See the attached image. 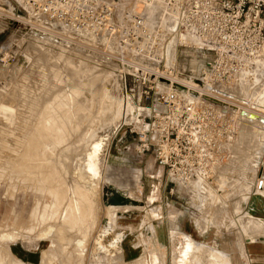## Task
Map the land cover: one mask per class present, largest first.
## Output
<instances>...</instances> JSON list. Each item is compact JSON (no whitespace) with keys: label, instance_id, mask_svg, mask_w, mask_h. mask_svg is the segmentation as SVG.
I'll return each instance as SVG.
<instances>
[{"label":"rangeland","instance_id":"1","mask_svg":"<svg viewBox=\"0 0 264 264\" xmlns=\"http://www.w3.org/2000/svg\"><path fill=\"white\" fill-rule=\"evenodd\" d=\"M15 7L14 0H0V264H204L207 263L204 258L211 251L207 247H215V239L224 236L227 241L233 239L243 257L246 256L242 264H264V220L243 210L247 197L255 192L256 180L264 179V120L256 115L264 114V63L244 73L232 85L222 87L220 97L226 105L222 109L231 113L230 122L236 123L238 135L225 145L223 151L227 159L213 180L184 190L171 183L163 170L155 166L152 153L137 155L133 135L123 130L118 132L121 107L115 121L105 115L107 80H115L118 101H121L117 60L103 49L106 46L54 43L41 36L34 40L23 39L26 33L21 31L25 28L19 26L14 17ZM170 42L166 47L167 60H173L186 77H194L213 58L210 52L184 50L174 41ZM65 60L72 63L71 67L84 66L82 68L95 74L100 73L101 84H96L98 96L92 95L87 87L79 86L82 75L77 77L72 73L70 76L57 65L60 61L66 64ZM76 85L79 93L72 100L73 106L82 98L86 112L83 109L77 112L64 103L66 94ZM61 98L64 99L60 101ZM69 111L72 116L64 115ZM241 113L243 118L239 121L236 117ZM53 115L61 121H55ZM35 128L41 131V139L38 137L39 142L33 145L26 137L32 135ZM50 128H54L53 131ZM25 140L33 146H27ZM20 142L24 150L31 153L36 150L22 165L17 158L20 149L15 147ZM96 144L93 153L91 148ZM88 150H91L90 157ZM7 163H11L10 166ZM78 164H92L85 171L90 178L96 177L91 180L95 186L90 188L79 176ZM17 166L20 171L27 167L33 172L24 170L25 177H29L25 178V174L16 172ZM57 178L61 184L57 185ZM108 185L127 193L135 206L111 211L109 228L98 238L103 227L100 219L105 216L101 188ZM47 188L50 191H46ZM58 191L60 193L56 194ZM56 198L62 204L58 202L60 207H56ZM66 202L70 210L65 208ZM68 214L73 215L71 218L76 216L73 222L65 219ZM78 214L85 222L81 223ZM91 216H96L94 221ZM89 226L91 231L85 236ZM112 238L115 243L110 241ZM215 257L216 261L212 259L208 264H219L220 257L213 253L212 258ZM222 264L227 263L222 261Z\"/></svg>","mask_w":264,"mask_h":264},{"label":"built area","instance_id":"2","mask_svg":"<svg viewBox=\"0 0 264 264\" xmlns=\"http://www.w3.org/2000/svg\"><path fill=\"white\" fill-rule=\"evenodd\" d=\"M14 2L23 39L106 46L117 60L118 132L135 137L137 155L152 153L155 166L184 190L213 180L227 159L225 145L238 132L231 113L211 94L218 95L264 57V0ZM170 41L213 58L194 77H186L167 60ZM241 115H236L239 121ZM263 185L258 178L255 191Z\"/></svg>","mask_w":264,"mask_h":264},{"label":"bare ground","instance_id":"3","mask_svg":"<svg viewBox=\"0 0 264 264\" xmlns=\"http://www.w3.org/2000/svg\"><path fill=\"white\" fill-rule=\"evenodd\" d=\"M5 3V2H4ZM3 3V4H4ZM11 15V14H10ZM43 41V40H42ZM62 49V48H61ZM64 50V49H63ZM62 51V50H61ZM66 61V60H65ZM68 61V60H67ZM67 61H66V64H64L63 65V63H60L59 62V64H58V62H57V65H59V66H61L63 69H65V72L66 73H70V76L72 75V73H74V75L75 76H80V75H82V77H84L83 78V80H82V82H81V84H79V86L80 85H82V86H85V87H87L88 89H89V91L92 93V95H94L95 96V94H96V96H98V93H99V87L98 88H96V84L97 83H99V84H101L100 82V80L102 79L101 78V75H99L100 73H98V74H95L93 71H91L90 69H86V68H82V67H84V66H79V65H77V66H75V64H74V66L75 67H71V65H72V63L70 64H68L67 63ZM70 62V61H69ZM80 62V61H79ZM56 63V62H55ZM54 63V64H55ZM65 63V62H64ZM264 63V57H262V58H260V60H258L256 63H255V65L252 67L253 69H256V68H258L261 64H263ZM70 65V66H69ZM82 65V64H81ZM73 66V65H72ZM79 69V70H75V72H72L71 70H68V69ZM252 70V69H251ZM78 73V74H77ZM104 74V73H103ZM246 74V73H245ZM242 75H244V74H242ZM242 75H240L239 77H241ZM238 77V78H239ZM101 78V79H100ZM60 81V80H59ZM58 80H57V82H59ZM190 82V84H192V81L191 80H189ZM62 82V81H61ZM107 83L109 84V85H107L108 87H107V93L105 94V98H106V101L104 102V108H105V115L106 116H108L111 120H113V121H115L116 120V117H117V112H118V110H119V108L121 107V110H122V102L119 100L118 101V99H119V96H118V94H119V92H118V89H116V83H115V80H107ZM59 84V83H58ZM111 84V85H110ZM189 85V84H188ZM79 86L78 85H76L75 86V88L74 89H72L71 91H68V94H66L67 96H66V100H67V102H64V103H67V105H71V107H73L74 109L76 108V111L77 110H84V108H83V105H82V102L84 103V100L82 99V98H80L79 99V101H77L78 103H77V105H74L73 106V102H72V100H75V99H73V98H77L76 97V95H78V91H79ZM118 86V85H117ZM228 86V85H227ZM227 86H224V87H227ZM24 88V87H23ZM222 90H219V91H217L216 92V94H218V95H214V94H211V96H213L212 98H214V99H216L218 102H220L221 103V106H222V108H225V104H222V97H220V95L222 96V92H221ZM39 92V91H38ZM33 93V92H32ZM59 93H62V91H60ZM92 95H91V97H92ZM60 98V97H59ZM58 99V98H57ZM62 99H64V98H61V100L60 101H62ZM57 101L58 103L60 102V101ZM55 101V102H56ZM57 104V103H56ZM60 104V103H59ZM58 104V106H61V105H63V104H61V105H59ZM34 105V104H33ZM65 105V104H64ZM85 105V104H84ZM48 106V105H47ZM53 106V105H52ZM54 106H56L55 104H54ZM57 107V106H56ZM56 107H54V108H56ZM116 107H117V109H116ZM128 108H129V110H132L133 108H132V106H128ZM46 109V108H45ZM41 111H42V109H41ZM45 111V110H44ZM67 111V110H66ZM85 112H86V110H84ZM47 112V111H46ZM78 112V111H77ZM76 112V113H77ZM83 112V111H82ZM81 112V113H82ZM30 113H32V112H30ZM51 113V112H50ZM67 114H64V115H68V114H70L71 115V113H70V111H69V113L68 112H66ZM81 113H80V115L79 116H82L81 115ZM84 113V112H83ZM40 114H41V112H40ZM54 114H57L56 112H54ZM72 114H74V113H72ZM42 115V114H41ZM58 115V114H57ZM56 115V116H57ZM75 115V114H74ZM256 115H258V116H260V118L261 119H263L264 120V114H261V113H257ZM31 116V115H30ZM52 116V115H51ZM62 116H63V113H62ZM66 116H64V119H65V117ZM72 116V115H71ZM76 116V115H75ZM75 116H74V118H75ZM127 116V115H126ZM53 117H55L54 115H53ZM59 117V116H58ZM69 117V116H68ZM84 117V116H83ZM56 118V119H55ZM54 119H55V121H58L59 119L57 118V117H55ZM72 118V117H71ZM77 118H78V116H77ZM255 118H257V117H255ZM255 118H254V120H255ZM34 119V118H33ZM58 119V120H57ZM69 119H70V117H69ZM29 120V119H28ZM40 120V119H39ZM42 120V119H41ZM40 120V122L42 123V121ZM66 120V119H65ZM63 121V122H67V121ZM72 120V119H71ZM77 120V119H76ZM81 120V119H80ZM126 120H128L127 119V117H126ZM52 121H53V119H52ZM59 121H61V120H59ZM70 121V120H69ZM75 121V120H74ZM78 121V120H77ZM121 121H122V117L120 116V118H119V120H117V124L118 123H121ZM39 122V123H40ZM48 122H51V119L48 121ZM45 123H47L46 121H45ZM58 123V122H57ZM68 123H70V122H68ZM44 124V123H43ZM53 124V123H52ZM75 124H78V123H76L75 122ZM112 124V123H111ZM116 124V123H115ZM54 125H56L55 123H54ZM54 125L53 126H51V124H50V126L51 127H54ZM70 125H73V124H69L68 126H70ZM45 126H46V124H45ZM44 125H43V127H45ZM59 126V125H58ZM61 126V125H60ZM42 127V128H43ZM41 128V129H42ZM46 128V127H45ZM55 128V127H54ZM54 128H50V129H52V131H53V129ZM59 128H61V127H59ZM37 128H35L34 130H33V132L31 133L32 135H30V136H27L26 138L29 140L30 139V141L33 143V145H35L34 143H36L37 141L39 142V140H37L38 139V137H40V139H41V135H40V133H41V131L39 132V131H37L36 130ZM40 129V128H39ZM45 130V129H44ZM55 130H56V128H55ZM55 130H54V135H55V133H57V132H55ZM5 131V130H4ZM27 133V132H26ZM5 134H7V133H5ZM9 134V133H8ZM47 134V133H46ZM27 135H29V134H27ZM40 135V136H39ZM63 135V134H62ZM43 136V135H42ZM44 137V136H43ZM43 137H42V139H43ZM51 137H52V135H51ZM55 137V136H54ZM18 138V137H17ZM25 138V139H26ZM47 138V137H46ZM46 138H44V139H46ZM48 138H50V136L48 137ZM47 138V139H48ZM53 138V137H52ZM20 139H21V137H20ZM19 139V140H20ZM54 139V138H53ZM56 139V138H55ZM2 140V139H1ZM12 140V139H11ZM28 140H25L24 142H28ZM57 140V139H56ZM65 140H66V138H65ZM13 141V140H12ZM2 142V141H1ZM4 142V141H3ZM25 143V144H28L27 146H29L30 144H29V142L28 143ZM41 142V141H40ZM82 142V141H81ZM18 144V143H17ZM24 143H23V145H25ZM86 144V143H85ZM1 145H3V144H1ZM32 144L30 145V146H33ZM37 145V144H36ZM98 144H96V145H93L94 147H92L91 148V150L93 149H95L96 148V146H97ZM18 146V148L17 149H20L19 151H18V153H17V155H18V157L17 156H15V157H17V158H19L18 160L20 161V163L19 164H21L22 162L24 163V161H26V160H29V158H31L30 156L32 155V153L34 152V153H36L35 151L36 150H34V148L32 147V149L34 150L32 153L30 152V150H28V151H26L27 149H25L24 150V148L22 147V144H21V142H20V144L19 145H15V147H17ZM29 146V147H30ZM41 146V145H40ZM2 147H4V146H2ZM14 147V148H15ZM29 147H28V149H29ZM23 148V149H22ZM31 149V148H30ZM38 149V148H37ZM91 150L88 152L89 154H88V157H90L91 156ZM92 150V151H93ZM96 150V149H95ZM15 151V150H14ZM41 151V150H40ZM12 152V151H11ZM15 152H17V151H15ZM98 152V151H97ZM38 153V152H37ZM93 153H94V151H93ZM93 153H92V156H93ZM5 154V153H4ZM14 154V153H13ZM40 154V153H39ZM75 154V153H74ZM16 155V154H15ZM35 155V154H34ZM38 155V154H37ZM8 156H10V155H8ZM9 158H11V157H9ZM8 158V159H9ZM34 157L32 156V159H33ZM7 159V160H8ZM85 159V158H84ZM89 158H87V160H88ZM7 160H5L6 162H7ZM12 160V159H11ZM10 160V161H11ZM43 160V159H42ZM91 160V159H90ZM10 161H8V162H10ZM77 161V160H76ZM2 162V161H1ZM13 162H14V160H13ZM15 162H17V161H15ZM32 163H33V161H31ZM35 162V161H34ZM87 162H89V161H87ZM29 163H30V161H29ZM31 163V164H32ZM5 164V163H4ZM11 164V163H10ZM10 164L8 165V163H7V165L8 166H10ZM25 164H28V162H26ZM17 165V164H16ZM22 165V164H21ZM36 165V164H35ZM38 165V164H37ZM40 165V164H39ZM38 165V166H39ZM78 165H80V164H78ZM86 166H83V165H80L78 168V171H79V176H81L82 178H83V180H85L88 184V186L90 187V188H92L93 187V185H94V183H93V181H91L92 179H95V178H90L89 177V174H88V171H85V170H88V165L89 164H85ZM92 165V164H91ZM91 165H89V166H91ZM3 166V165H2ZM20 166V165H19ZM19 166H17V168L19 167ZM28 166H29V164H28ZM11 168V167H10ZM14 168H16V166L14 167ZM20 168V167H19ZM19 168H18V170L16 171L17 173L18 172H22V173H20V174H25L23 177H25L27 174V172L26 173H23V171L24 170H26L27 169V167H25V169L24 170H19ZM41 168V167H40ZM44 168H45V166H44ZM21 169H22V166H21ZM90 169V168H89ZM94 169V168H93ZM8 170V169H7ZM10 170V169H9ZM8 170V171H9ZM15 170V169H14ZM27 170H30V169H27ZM5 171V170H4ZM13 171V170H12ZM31 171V170H30ZM30 171L28 172L30 175H31V173H30ZM6 172V171H5ZM31 172H33V170L31 171ZM90 172V171H89ZM96 172V171H95ZM8 173V172H7ZM45 173V172H44ZM43 173V174H44ZM93 173V172H92ZM12 174V173H11ZM75 174V173H74ZM47 175V174H46ZM46 175H45V177H46ZM51 175V174H50ZM97 175V174H96ZM9 176H10V174H9ZM32 176V175H31ZM35 176H37V174L35 175ZM48 176V175H47ZM20 177H22L21 175H20ZM19 177V178H20ZM22 177V178H23ZM33 178H34V174H33V176H32ZM39 177H41V176H37V178L39 179ZM58 177V176H57ZM78 177V176H77ZM25 178H29V177H25ZM36 178V177H35ZM36 178V179H37ZM42 179L41 180H44L45 178L42 176L41 177ZM44 178V179H43ZM49 178H52V175H51V177H49ZM32 178L30 177V180H31ZM47 179H48V177H47ZM47 179H46V181H47ZM58 179V178H57ZM81 179V178H80ZM98 179V178H97ZM17 180V179H16ZM24 180V179H23ZM52 181V179H49V181ZM59 180V179H58ZM22 181V180H21ZM26 181V180H25ZM35 181V180H34ZM45 181V180H44ZM43 181V182H44ZM61 180H59V183H57V185L58 184H61V182H60ZM84 181V182H85ZM98 181V180H97ZM38 182V181H37ZM42 182V181H41ZM48 182V181H47ZM46 182V183H47ZM51 183V182H50ZM197 183H199V182H196V183H194L193 185H196ZM40 184H43V183H40ZM77 185V184H76ZM43 186H44V184H43ZM49 186V185H48ZM47 186V187H48ZM50 186H51V184H50ZM50 186H49V188H50ZM95 186V185H94ZM24 187V186H23ZM45 187V186H44ZM61 187V186H60ZM62 187H63V185H62ZM83 187H85V186H83ZM196 187V186H195ZM49 188H47L46 189V191L47 190H49ZM51 188H53L52 186H51ZM69 188V187H68ZM44 189V188H43ZM86 189H87V187H86ZM102 190H101V200H102V207L104 208L103 210H105V216H103L101 219H100V225L101 226H103V227H101V229H100V233H98L97 235H98V238H101L102 237V235L104 236V234H106V233H104V232H106V230H107V227L109 228V226H108V220H110L109 219V215L111 214V211H114V210H117V209H122V208H124V209H127V208H129V207H134L135 206V204H134V202L127 196V193H125V192H122V191H120V190H118L116 187H114V186H112V185H108V186H103V188H101ZM14 190V189H13ZM55 190V189H54ZM73 190V189H72ZM75 190V189H74ZM73 190V191H74ZM77 191H79V189H76ZM84 190H85V188H84ZM91 190V189H90ZM50 191V190H49ZM73 191H72V193H73ZM51 192H53L52 190H51ZM63 192V191H62ZM65 192H66V190H65ZM76 192V191H75ZM74 192V193H75ZM85 192H87V190L85 191ZM90 193H91V191H89ZM49 193V192H48ZM54 193V192H53ZM53 193H51V195L53 194ZM60 193V191H58V193H56V194H59ZM82 193V192H81ZM89 193V194H90ZM55 194V193H54ZM53 194V195H54ZM76 194V193H75ZM82 194H84V193H82ZM63 195V194H62ZM81 195V194H80ZM61 196V195H60ZM59 195H58V197H60ZM72 196H73V194H72ZM72 196H70V197H72ZM79 196V195H78ZM113 196H118V197H121V198H123L124 199V201H123V203L121 204V205H113V204H111L110 203V198H112ZM51 197H56V196H51ZM81 197V196H80ZM84 197V196H83ZM65 198V197H64ZM66 198H68V197H66ZM75 198V197H74ZM73 198V199H74ZM59 199H63V197L61 198H59ZM81 199V198H80ZM87 199V198H86ZM58 199L56 198V200L55 201H57ZM67 200V199H66ZM72 201V200H71ZM76 201V200H75ZM88 201V200H87ZM60 203V201H57V204H56V207L57 206H59V203ZM81 202V201H80ZM85 202V201H84ZM83 202V203H84ZM71 203V202H70ZM87 203V202H86ZM61 204V203H60ZM66 204H67V202H66ZM78 204V203H77ZM88 204V203H87ZM89 204H90V202H89ZM62 205V204H61ZM76 206V205H75ZM85 206L87 207L88 205H86L85 204ZM85 206H83V207H85ZM101 206V205H100ZM60 207V206H59ZM65 208H69L68 210H70V205H69V202H68V204H67V207L65 206ZM78 208V207H77ZM95 208V207H94ZM57 209V208H56ZM59 209V208H58ZM67 209H65V210H67ZM81 209H82V207H81ZM86 210H87V208H85ZM89 209V208H88ZM80 210V209H79ZM58 211V210H57ZM81 211V210H80ZM93 211V210H92ZM53 212V211H52ZM55 212V211H54ZM66 212H68V211H65V213ZM71 212H72V210H71ZM87 212V211H86ZM90 212H91V209H90ZM89 212V213H90ZM69 213V212H68ZM79 213V212H78ZM81 214V213H80ZM80 214H78V216L80 217L81 215ZM93 214V213H92ZM113 214H115V213H113ZM63 215V214H62ZM86 215V214H85ZM87 215H88V212H87ZM86 215V216H87ZM90 215V214H89ZM88 215V216H89ZM71 216H73V215H67V217L65 218L67 221L69 220V219H72L71 220V222H73V218L74 217H76V216H74V217H72L71 218ZM86 216H85V218H86ZM87 216V218H90V216L88 217ZM59 217V216H58ZM78 217V218H79ZM84 217V216H83ZM96 216H94V218H95ZM81 218V217H80ZM94 218H92V216H91V219L93 220ZM50 219V218H49ZM82 219V218H81ZM90 219V220H91ZM66 220H65V222H66ZM79 220V219H78ZM85 220V219H84ZM83 219L82 220H80L81 221V223H82V221H84ZM91 220V221H92ZM89 221V220H88ZM94 221V220H93ZM92 221V222H93ZM99 221V220H98ZM69 222V221H68ZM85 222V221H84ZM87 222V221H86ZM92 222H90V223H92ZM71 224V223H70ZM69 224V225H70ZM93 224V223H92ZM113 224V223H112ZM58 226V225H57ZM56 226V227H57ZM55 227V226H54ZM98 227V226H97ZM50 228V227H49ZM92 227L91 226H89L87 229H86V231L84 232V235L85 236H87L89 233H90V229H91ZM93 230V229H92ZM109 230V229H108ZM59 231V230H58ZM95 231V230H94ZM98 231H99V229H98ZM110 231V230H109ZM61 232V231H60ZM65 232V231H64ZM108 232V231H107ZM54 233V232H53ZM94 233V232H93ZM10 234V233H9ZM15 234V233H14ZM120 235V234H119ZM119 235L117 236V237H119ZM70 236V235H69ZM95 236V235H94ZM107 236V235H106ZM0 237H1V235H0ZM3 237V236H2ZM16 237V236H15ZM18 237V236H17ZM60 237V236H59ZM63 237V236H62ZM6 238V237H5ZM12 238V237H11ZM97 238V237H96ZM116 238V237H115ZM12 239H14V238H12ZM17 239V238H16ZM52 239V238H51ZM95 239V238H94ZM93 239V240H94ZM3 240V239H2ZM112 240H114L113 238L110 240L112 243H115L116 241L114 240V241H112ZM10 241V240H9ZM14 241V240H13ZM13 241H11V242H13ZM77 241V240H76ZM83 241V240H82ZM84 241H85V239H84ZM99 241H100V239H99ZM79 242V241H78ZM82 243V242H81ZM98 243V242H97ZM112 243H110L109 242V244H112ZM65 244V243H64ZM75 244V243H74ZM96 244V243H95ZM98 244H100V243H98ZM77 245V244H76ZM80 245V244H79ZM113 245V244H112ZM50 246V245H49ZM80 247V246H79ZM75 249V248H74ZM78 249V248H77ZM80 249V248H79ZM7 252V251H6ZM43 255V254H42ZM7 256H8V254H7ZM3 257V256H2ZM3 258H5V257H3ZM2 258V259H3ZM7 259H8V257H7ZM81 259V258H80ZM6 260V259H5ZM1 262H3V261H1ZM9 262V261H8ZM11 262H12V260H11ZM81 262V261H80ZM13 263V262H12ZM3 264V263H2Z\"/></svg>","mask_w":264,"mask_h":264},{"label":"crops","instance_id":"4","mask_svg":"<svg viewBox=\"0 0 264 264\" xmlns=\"http://www.w3.org/2000/svg\"><path fill=\"white\" fill-rule=\"evenodd\" d=\"M243 210L245 213L251 212V214H254V216H256L258 219L264 220V190L262 189L261 191H255L250 196H248L243 206ZM226 241V236H224V238L220 237L215 239V243L217 244L215 247H207L208 249H211V251L208 256L204 258V260H207V263L204 264H208V262H210L212 259L216 261L217 256L212 258L213 253L220 257L219 264H222V261H226L227 264H242L245 261L246 256L243 257L234 240L230 239L227 242Z\"/></svg>","mask_w":264,"mask_h":264},{"label":"water","instance_id":"5","mask_svg":"<svg viewBox=\"0 0 264 264\" xmlns=\"http://www.w3.org/2000/svg\"><path fill=\"white\" fill-rule=\"evenodd\" d=\"M109 201L113 205H121L123 203L124 199L121 197H118V196H113L112 198H110Z\"/></svg>","mask_w":264,"mask_h":264}]
</instances>
